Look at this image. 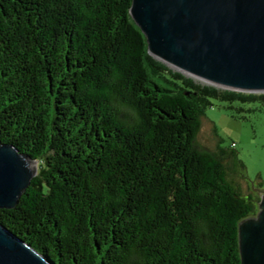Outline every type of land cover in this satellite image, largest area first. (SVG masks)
<instances>
[{
	"label": "trees",
	"instance_id": "trees-1",
	"mask_svg": "<svg viewBox=\"0 0 264 264\" xmlns=\"http://www.w3.org/2000/svg\"><path fill=\"white\" fill-rule=\"evenodd\" d=\"M131 3L0 0V145L37 162L0 224L51 264H241L257 207L231 180L235 144L195 139L212 99L264 94L152 58Z\"/></svg>",
	"mask_w": 264,
	"mask_h": 264
},
{
	"label": "water",
	"instance_id": "water-1",
	"mask_svg": "<svg viewBox=\"0 0 264 264\" xmlns=\"http://www.w3.org/2000/svg\"><path fill=\"white\" fill-rule=\"evenodd\" d=\"M147 53L202 86L264 94V0H132ZM37 162L0 145V209H11ZM241 264H264V197L238 224ZM0 264H51L0 224Z\"/></svg>",
	"mask_w": 264,
	"mask_h": 264
},
{
	"label": "rangeland",
	"instance_id": "rangeland-1",
	"mask_svg": "<svg viewBox=\"0 0 264 264\" xmlns=\"http://www.w3.org/2000/svg\"><path fill=\"white\" fill-rule=\"evenodd\" d=\"M235 144L234 154L242 168L230 161L231 179L239 195L253 204L264 197V102L260 99L211 100L203 110L195 139L199 149L217 152ZM225 166L228 159H223ZM255 216V215H254Z\"/></svg>",
	"mask_w": 264,
	"mask_h": 264
},
{
	"label": "built area",
	"instance_id": "built-area-1",
	"mask_svg": "<svg viewBox=\"0 0 264 264\" xmlns=\"http://www.w3.org/2000/svg\"><path fill=\"white\" fill-rule=\"evenodd\" d=\"M231 146L234 147V144H232Z\"/></svg>",
	"mask_w": 264,
	"mask_h": 264
}]
</instances>
